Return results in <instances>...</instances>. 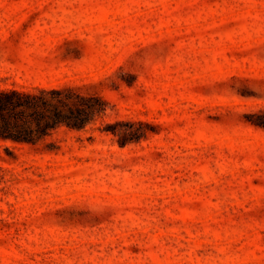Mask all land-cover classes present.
Instances as JSON below:
<instances>
[{
  "label": "rangeland",
  "instance_id": "obj_1",
  "mask_svg": "<svg viewBox=\"0 0 264 264\" xmlns=\"http://www.w3.org/2000/svg\"><path fill=\"white\" fill-rule=\"evenodd\" d=\"M91 80L81 128L0 138V264H264V0H0V87Z\"/></svg>",
  "mask_w": 264,
  "mask_h": 264
},
{
  "label": "trees",
  "instance_id": "obj_2",
  "mask_svg": "<svg viewBox=\"0 0 264 264\" xmlns=\"http://www.w3.org/2000/svg\"><path fill=\"white\" fill-rule=\"evenodd\" d=\"M131 77L132 72H128L124 79L129 82ZM214 83L216 88L222 87L234 95L251 87L249 80L237 75ZM97 84L101 85V82L91 80L72 86L70 89L74 92L60 88L40 87L34 92L19 87H0V138L35 143L40 136L61 125L81 128L91 119V113L98 112L100 102L92 91ZM207 85L202 84L201 89L205 90ZM240 118L264 129V101L254 103L250 111L240 114Z\"/></svg>",
  "mask_w": 264,
  "mask_h": 264
}]
</instances>
